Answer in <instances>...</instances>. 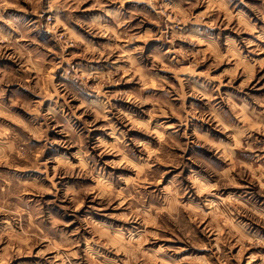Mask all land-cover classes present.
<instances>
[{
  "label": "clouds",
  "instance_id": "obj_1",
  "mask_svg": "<svg viewBox=\"0 0 264 264\" xmlns=\"http://www.w3.org/2000/svg\"><path fill=\"white\" fill-rule=\"evenodd\" d=\"M112 2L113 0H105V3ZM202 2L203 0H195V2L194 0H181V3L186 5L181 8L160 3V0H147V3L157 10L156 20L161 25L157 29L159 33L157 38L168 43V51L176 53L171 59H168L167 53L164 51H159L154 56L149 53L153 57L151 68L156 69L161 66L168 68L169 64L175 61L172 71L181 83L172 88L168 86L167 80H160L158 85L166 88L167 100L162 103H166L169 110L167 114H172L173 104L171 101L176 99L180 103L175 106L174 111L183 114L181 124L191 119L192 115H203L209 120H215L221 130L226 133V139L214 147L229 162L228 167L223 171H218L223 167L219 161L215 162L216 167H212L211 164H207L197 157L190 158L193 161L192 165L186 164L183 152L176 150L187 148L190 141L185 139L186 134L180 131L179 125L173 128L172 132L166 133L167 125L159 124V131L155 133L159 142L154 148L149 149L147 156L141 155L144 151L143 146L140 147L139 152L136 151L135 146L140 143L139 141L129 139L125 143L123 137L126 133L117 134V121L126 123L124 115L113 111L111 93L107 94L108 98L103 99L102 103L97 104L94 101L101 100V97L95 96L94 92H99L105 83H114L115 79L119 78L120 72L127 70L137 73V60L142 55V49L134 47L127 52L124 51V46L118 43L120 38L133 41L136 36H129L130 29L126 27L127 21L123 18V13L119 8H104V5L98 2L95 7L101 8L102 13L93 18L90 29L97 30L98 34L109 35L113 41L111 50L119 49V58L128 61V67L127 69L116 68L115 71L105 73L101 77L97 72L84 70L82 65H73L70 62V55L63 51L68 46V40L67 38L61 39L66 35L65 33L57 32V29L63 26L62 21L57 18L50 31L54 34L53 38L59 42L60 50L52 57L54 63L48 61L44 64L45 72L48 66L59 67L65 59H68L69 63L60 73V76L66 81L65 84L53 85L50 79L48 81L51 87L59 89V91L47 93L48 96L56 97V103L50 104L46 111H40L39 102L31 101L33 115L27 123L17 119L16 122L21 124V128H14L6 121L14 119L10 114L12 104L21 101L12 100L11 103H5L0 100V116L5 118L0 120V214H2L0 220L4 221L5 229L0 233V236L12 234L15 238L16 234L12 225L22 220L27 224V230L21 232L20 235L31 239L33 246L46 241L45 251H55L53 257L45 258L48 260V264H110L107 258L103 260L97 258L100 253L96 247L105 236L109 235V228L113 232L127 234L129 241L135 245L136 255L129 257V264H134L137 260L140 261V264H146L147 260H154L157 254L167 253V249L163 245L155 244L154 233H158L162 237L165 232H179L185 239L194 238L195 230L191 227V214L186 212L190 205L183 204L181 201L185 198L196 201L199 197L201 203H208L211 206V201L208 200L205 193H211L212 188L223 184L226 180L229 183H234L235 179L243 174L244 168H248V165L241 167L243 164L242 155L246 152L257 151L254 145L258 144V140L253 137L251 126L247 122L237 124L231 119L230 114L225 115L227 110L224 109L221 101L227 102V98L219 93L217 86L207 87L198 79L189 82L180 76V73L185 72L198 75L195 73V67L199 63L198 57L202 56L203 51L214 52L225 41L230 44L237 43L236 39L230 35L222 38L201 27L202 16H193L192 10ZM117 3L122 4L123 0H117ZM236 3L243 6L248 3V0H236ZM7 6L6 3L0 5V22H2L0 23V55H9L8 50L11 49L10 54L13 57L18 60L23 58L27 61V63H21L23 69L31 63L29 57H32L43 47L30 35L36 28H40L41 24L39 21L29 23L21 18H12L11 16L6 18L4 9ZM72 7L73 4L69 3V0H48L46 7L41 4V0H35L33 10L47 11L48 8H67L69 9V18H71ZM257 15L260 19H264V11H258ZM228 16L239 21L245 16V10L240 7L236 10L235 15L229 12ZM189 21L191 22L188 23ZM244 30L255 33L257 40H264V26L257 28L256 24H251L247 29H241V31ZM179 41H187L188 46L193 48L197 45H203L204 48L194 53L186 52L177 46ZM253 43L255 41H244L245 45ZM32 44H35L36 47L29 51L28 46ZM78 46H83V41ZM255 50L264 51L258 43ZM88 51L91 49L89 48ZM103 51L108 53L109 48L105 46ZM46 55H48L47 52L41 53V59ZM81 55L86 56V53L82 51ZM189 56H195L197 59L190 61L188 67L182 66V62L188 60ZM56 57L60 59L56 60ZM166 60L168 63H165ZM237 62L241 68L248 72L256 64L264 63L255 61L254 64L246 65L239 57H237ZM149 71L151 69L148 68L141 70L144 73ZM228 74L234 76L235 71ZM203 75L208 80L212 79L207 72ZM89 76L93 79L92 84L88 83ZM18 79L23 80V73ZM140 79L142 82H148L145 75H141ZM216 79H221V77H216ZM89 89H93V92H90ZM186 89L188 90L186 91ZM189 94L194 97L206 98L207 111L200 114L194 108H186L183 101ZM61 95L64 97L62 101L60 100ZM2 96L3 93L0 90V97ZM216 96H219L220 99H215ZM74 99L79 100L82 109L81 115L88 114L93 117V124L96 119L107 121L104 127L111 129L109 135L115 137L114 143L118 147L113 151L119 157L118 161L103 159L102 153L108 150L104 140L96 136L89 137V121L85 120L81 123L74 119L77 112V105L72 103ZM154 112H158L160 115L166 114L163 108L154 109ZM252 115L254 119L261 122L256 126V131L264 134V111L253 112ZM50 129H55L63 134L64 149L53 148V142L48 135ZM195 142L212 143L211 140L206 139V136H198ZM46 148L57 154L51 155L49 160L41 161L39 157ZM259 151L264 152V141H259ZM259 158L258 156L257 159ZM157 161L172 164L173 167L184 165L188 168V174L184 175V167H180V171L176 172L168 183L153 186L162 177ZM117 162L134 168L136 170L135 177L125 180L124 176L108 171L107 166ZM194 164H200V168H195ZM17 168H38L44 175L31 180L24 179L23 174L16 171ZM205 170L207 174H204ZM234 171H237V175L228 179ZM259 171L264 174V168ZM76 176L92 177L96 183L91 187H83L81 181L71 179ZM64 177L69 179H58ZM211 180H215V183H210ZM121 182H124L122 187H113V185H121ZM49 192L53 199H44L45 194ZM89 193H92L91 197H89ZM90 198L95 200L96 204H89L83 211H78ZM114 201H126L124 218H130L136 223L120 225L116 221L106 220V227L101 228L97 225L92 219L97 216V212L93 208L114 206ZM57 204L63 208V212L56 209L54 214L53 207ZM5 217L6 220H4ZM146 221L153 224V229L150 230L147 227ZM65 223L72 224L73 229L66 230L63 227ZM113 225L115 227H112ZM232 235L238 234L230 233L229 238ZM217 239L218 242H221L219 237ZM148 240H153V246L145 250L142 246ZM245 241H248L249 247L253 244H264V240H248L247 237L238 236L237 243L243 244ZM78 243H83L85 247L77 249ZM18 247L20 244H17ZM78 251L82 255L79 259L74 260ZM149 253H151L150 256ZM9 254H16L11 246L5 247L4 259H7ZM39 254L43 256L44 252ZM36 264H41V262L37 261ZM259 264H264V257L260 258Z\"/></svg>",
  "mask_w": 264,
  "mask_h": 264
},
{
  "label": "rangeland",
  "instance_id": "obj_2",
  "mask_svg": "<svg viewBox=\"0 0 264 264\" xmlns=\"http://www.w3.org/2000/svg\"><path fill=\"white\" fill-rule=\"evenodd\" d=\"M47 2L48 0H41V4L45 7ZM98 2L103 4L104 8H119L123 13V18L127 21L126 27L130 29L129 36H136L133 41L120 38L118 43L124 46V51L127 52L134 47L142 49V55L137 60V73L127 70L120 72L119 78L115 79L114 83H105L99 92H94L95 96L101 97V100L94 101L97 104L102 103L103 99L108 98L107 94L111 93L113 111H118L124 115L126 123L117 121V134L126 133L123 137L125 143L129 139L139 141L140 143L135 146L136 151L139 152L140 147L143 146L144 151L141 155L147 156L149 149L154 148L159 142V138L155 134L159 131V124L167 125L166 133L172 132V129L179 125L180 131L186 134L185 139L190 141L187 148L176 150L183 152L186 164L192 165L193 161L190 158L197 157L201 161L211 164L212 167H216L215 162L219 161L223 167L218 171L227 168L229 162L214 147L226 139V133L221 130L215 120H209L203 115H192L191 119L181 124L183 114L174 111L175 106L180 103L176 99L171 101L173 104L172 114H167L169 110L166 103H162L167 100L166 88L158 86L160 80H167L168 86L172 88L180 84L181 81L176 79V74L172 71L175 61L169 64L168 68L163 66L156 69L151 68L153 57L149 53L154 56L157 52L164 51L167 53L168 59H171L176 53L168 51V43L157 38L159 35L157 29L161 25L156 20L157 10L150 3H147V0H123L122 4H118L117 0H113L112 3H105V0H69V3L73 4L70 10L71 18H69V9L67 8H48L47 11H41L40 9L33 10L35 0H0V5L5 3L8 5L4 9L6 18L8 16L21 18L29 23L39 21L41 27L36 28L30 35L43 46L32 57H29L31 63L23 69L21 63H27V61L23 58L18 60L13 57L10 54L11 49L8 50L9 55H0V90L3 93L0 100L5 103H11L12 100L21 101L12 104L10 114L14 119L7 120L6 123L14 128H21V124L16 122L17 119L27 123L33 115L31 101L39 102L40 111H46L50 104L56 103V97L48 96L47 93L59 91V89L51 87L48 82L49 79L53 85L66 83L60 73L69 63L68 59H65L59 67L48 66L46 72L44 68V64L52 61V57L60 50L59 42L53 38L54 34L50 31L57 18L62 21L63 25L57 29V32L65 33L66 35L62 36L61 39L67 38L68 40V46L63 51L70 55V62L73 65H82L84 70L97 72L101 77L119 67L127 69L128 61L119 58V49L111 50L113 41L109 35L98 34L97 30L90 29L93 18L102 13L101 8L95 7ZM160 3L173 7H186L181 3V0H160ZM240 7L244 8L245 16L239 21L229 18L228 13L232 12L235 15L236 10ZM258 11H264L262 0H248V3L243 6L237 4L236 0H231V2L230 0H203L192 10L193 16H202V28L218 34L222 38L230 35L236 39L237 43L230 44L225 41L214 52L203 51L202 56L198 57L199 63L195 67V73L198 75L185 72L180 73V76L189 82L198 79L207 87L217 86L219 93L227 98V102L221 101L224 109L227 110L225 115L230 114L231 119L237 124L247 122L251 126L253 137L258 140V144L254 145L257 151L246 152L242 155L243 164L241 167L248 165V168H244L243 174L235 179L234 183H229L226 180L223 184L212 188L211 193H205L208 200L211 201V206L208 203H201L199 197L196 201L188 198L181 201L183 204L190 205L186 212L191 214V227L195 230L194 238L185 239L179 232H165L162 237L158 233H154L155 244L163 245L167 249V253L157 254L154 260L149 259L146 264H162V262L163 264H259L260 258L264 257V244H253L249 247L248 241L243 244L237 243L238 236L247 237L248 240H264V174L259 171V169L264 168V152L259 151V141H264V134L256 131V126L260 125L261 122L254 119L252 115L253 112L264 111V63L256 64L248 72L241 68L237 62V57L243 60L246 65L254 64L255 61L264 62V51L255 50L257 43L260 48L264 49V40H257L256 34L251 31H241V29H247L251 24H256L257 28L264 26V19H260L257 15ZM245 40H252L255 43L245 45ZM81 41H83V46H78ZM22 43L25 42L22 41ZM105 46L109 48L108 53L103 51ZM177 46L183 51L193 53L204 48L203 45H197L195 48L190 47L187 41H179ZM35 47V44L29 45V51ZM89 48L91 51H88ZM50 49L51 51H49ZM82 51L86 53V56L81 55ZM45 52L48 55L41 59V53ZM59 59L56 57V60ZM193 59H197V57L189 56L188 60L182 62V66L188 67ZM165 63H168V60ZM145 68L151 69V71L141 72ZM233 71H235L234 76L228 74ZM205 72L212 77L211 80L203 75ZM22 73L23 80L21 81L18 78ZM141 75L147 77V83L141 81ZM216 77H221V79H216ZM88 83H93L91 76L88 78ZM89 91L93 92V89H89ZM173 95L176 94L173 93ZM63 99L64 97L61 95L60 100ZM205 99L189 94L183 102L186 108H194L197 113L202 114L207 111ZM215 99L219 100L220 97L216 96ZM72 103L77 105L74 119L81 123L85 120L89 121V137H99L108 146V150L102 153V158L118 161L119 157L113 151L118 147L114 143L115 137L109 135L111 129L104 127L107 121L96 119L93 124V117L88 114L81 115L82 109L79 100L74 99ZM161 108L166 114L160 115L158 112H154V109ZM4 119L3 116H0V120ZM48 135L53 142V148H65L62 133L50 129ZM198 136H206V139L211 140L212 143H196ZM56 154V152L46 148L39 159L41 161L49 160L51 155ZM258 156L259 159H257ZM132 162L135 163V161ZM157 163L162 172V177L153 186L168 183L171 177L180 171V167H184V175L188 174V168L184 165L173 167L172 164L160 163L159 161ZM193 166L197 169L200 168V164ZM107 169L116 175L124 176L125 180L134 178L136 175L134 168L118 162L114 165L109 164ZM16 171L22 173L23 178L28 180L44 175L38 168H17ZM237 171L232 172L228 179L235 177ZM204 174H207L206 170ZM58 179L66 180L69 178ZM71 179L81 181L82 186L86 188L96 183L89 176H76ZM210 183L214 184L215 180H211ZM123 184L124 182H121V185H113V187H122ZM91 196L92 193H89V197ZM44 199H53L52 194L46 193ZM113 203L114 206L93 208L97 212V216L92 217V219L97 225L101 228L106 227V220L116 221L120 225L136 223L130 218H124L126 201H114ZM89 204L95 205L96 201L90 198L78 211H83ZM56 209L63 212V208L59 204L53 207L54 214ZM6 219L5 217L4 220ZM145 223L150 230L153 229L152 223L147 221ZM63 227L71 231L74 226L65 223ZM12 228L16 234L15 238L12 234L0 236V264H36L37 261H40L41 264H48V260L45 258L53 257L55 251H45L44 245L47 242L44 241L42 244L33 246L31 239L20 235L21 232L27 230V224L22 220L14 223ZM3 231H5L4 221L0 220V233ZM230 233L238 235H232L229 238ZM218 237L221 242H218ZM17 244H20V247L17 248ZM8 246H11L16 254H9L8 258L4 259V249ZM152 246L153 240H148L143 243L142 247L147 250ZM76 247L83 249L85 245L78 243ZM96 247L100 253L97 258L100 260L107 258L110 264H129V257L136 255L135 245L129 241L128 235L113 232L111 228H109V235L105 236ZM41 252H44L43 256L39 254ZM81 255L82 253L78 251L77 256L73 259H79ZM150 255L151 253H149ZM134 264H140V261L137 260Z\"/></svg>",
  "mask_w": 264,
  "mask_h": 264
}]
</instances>
